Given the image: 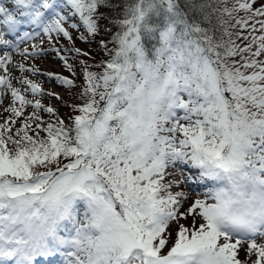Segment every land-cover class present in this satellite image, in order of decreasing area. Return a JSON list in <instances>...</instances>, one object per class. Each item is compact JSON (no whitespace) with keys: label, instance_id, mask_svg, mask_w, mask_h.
I'll list each match as a JSON object with an SVG mask.
<instances>
[{"label":"snow or ice","instance_id":"snow-or-ice-1","mask_svg":"<svg viewBox=\"0 0 264 264\" xmlns=\"http://www.w3.org/2000/svg\"><path fill=\"white\" fill-rule=\"evenodd\" d=\"M69 27L110 36L82 89L55 76L69 100L12 75L9 35ZM0 52V264H264V0H0ZM27 94L79 114L45 123Z\"/></svg>","mask_w":264,"mask_h":264},{"label":"rangeland","instance_id":"rangeland-1","mask_svg":"<svg viewBox=\"0 0 264 264\" xmlns=\"http://www.w3.org/2000/svg\"><path fill=\"white\" fill-rule=\"evenodd\" d=\"M70 23V22H69ZM67 26V25H66ZM70 34L73 36V40H68L67 38L61 36H57L53 33L54 36H52L51 39H49L48 36L42 34V36L37 37L36 39L27 42L26 45L33 46L36 49V52L38 54H41L40 57H37L35 55H27L24 67L31 69L35 68L39 71L36 74H30L28 72H22L21 75L27 77L28 79H31L33 82L40 84L42 89L45 91V93H57L60 96H62L65 100H69L71 97V91H75L74 89L70 88L66 90L67 85L59 84L58 81L55 79L56 73L65 74L73 79H75V87L76 90L79 89V87L85 86V81L83 77V65L82 61H86V63L89 66H92L94 61L100 62L104 59L105 53L102 49L98 47V42L101 39L109 38L110 36H104L103 34L96 37L95 41L92 43H88L85 40H81L80 36L85 33V30L82 27H79L77 29H71L69 27ZM46 42H49V45L46 44ZM52 46H55L52 48ZM109 46V45H108ZM57 47V48H56ZM76 48H80L82 52L87 51L90 52L91 55L88 57L77 55L75 52ZM109 48H111L109 46ZM39 50V51H37ZM60 56H63L67 59L68 63L73 65L74 74L73 72H70L66 67L64 62L60 59ZM29 57L31 59H29ZM23 56L19 54L18 59H22ZM25 58V57H24ZM23 58V59H24ZM19 62H22V60H18ZM89 70L91 71H102L101 68L98 67H90ZM49 73H53L54 75L52 77H49ZM17 85V84H15ZM30 96V95H29ZM42 97L36 96L34 99H40ZM8 97L5 98L4 106L7 107V103H11V98L7 101ZM45 104V107L51 106L55 107L57 109V113L55 116H49L46 113H39L45 123L52 122L55 123L57 117L62 119H65L66 122L69 121V118L79 114L73 111V109L70 106L65 105L62 102H58L54 99H44L42 98ZM17 107L19 104L17 103ZM25 115H30L33 111L32 107H26L25 108ZM10 114L3 112V108L0 109V123L4 122V118L8 117ZM23 121V117L17 119V124L13 125V129L15 130L16 127L20 126ZM35 125H33L34 127ZM29 134H32L31 132ZM43 135V133H42ZM175 176V174H173ZM176 177V176H175ZM193 184V183H192ZM186 188H182L181 190L185 192L186 196L188 197V202L190 203L191 200L195 198H204V195H196L193 193V191L189 190V185H184ZM188 207V203H185L181 207V211L186 209ZM258 243L260 241H257ZM246 247V245H245ZM240 259L244 260V252L241 250L240 252ZM254 259V257H253Z\"/></svg>","mask_w":264,"mask_h":264},{"label":"trees","instance_id":"trees-1","mask_svg":"<svg viewBox=\"0 0 264 264\" xmlns=\"http://www.w3.org/2000/svg\"><path fill=\"white\" fill-rule=\"evenodd\" d=\"M106 40H110V39H109V38H106ZM237 42L239 43V41H237ZM109 46L112 47L111 43H109ZM107 58H108V57L105 55V57H104V59H103L102 61L106 60ZM102 61H100V62L94 61V62H92V63H93V65H99ZM82 88H83V87H79V89H82ZM74 90H76V87L74 88ZM76 102H77V103L80 102V101H79V98H77Z\"/></svg>","mask_w":264,"mask_h":264}]
</instances>
